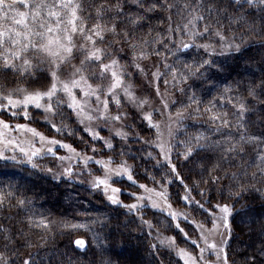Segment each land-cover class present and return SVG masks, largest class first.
Returning a JSON list of instances; mask_svg holds the SVG:
<instances>
[{
    "label": "snow or ice",
    "instance_id": "snow-or-ice-1",
    "mask_svg": "<svg viewBox=\"0 0 264 264\" xmlns=\"http://www.w3.org/2000/svg\"><path fill=\"white\" fill-rule=\"evenodd\" d=\"M250 39L264 49V0H0V161L127 210L155 232V264H264V240L234 246L238 218L261 234L264 218L249 223L233 203L264 202V74L214 79L219 58L243 56ZM5 208L29 230L98 238L99 218L57 225L12 182L0 185ZM27 235L0 225V264H37ZM89 243L69 237L77 250Z\"/></svg>",
    "mask_w": 264,
    "mask_h": 264
},
{
    "label": "trees",
    "instance_id": "trees-1",
    "mask_svg": "<svg viewBox=\"0 0 264 264\" xmlns=\"http://www.w3.org/2000/svg\"><path fill=\"white\" fill-rule=\"evenodd\" d=\"M239 30L245 31L246 29ZM219 60L223 64V71L215 73L214 79L221 87L225 82L231 83L237 79H243L247 83L256 78L259 82V78L264 74V49L259 44L252 43L251 39L244 46L243 56L237 55L236 58L227 60L220 57ZM209 88L210 85H204V89ZM35 115L36 124L34 126L45 130L44 121L39 113L36 112ZM104 134L107 135V133ZM138 147V144L134 145L133 150ZM13 154L11 151L8 152V155ZM15 154L17 160H20L19 154ZM8 182L20 187L21 192L33 199V209L43 213L50 220H55L57 225L62 219L72 223L84 222L93 218L100 220V223L92 225L98 237L93 240L91 232L85 233L82 230L69 233L68 230L56 226H53L52 231L47 234L36 229L29 230L23 223H20L24 221L25 214L17 215L18 209L13 208L9 211L5 208L0 211V225L14 232L19 228H24L28 234L27 238L34 245L28 251L35 255L37 264L41 262L42 264H100L101 260L107 259H110L113 264H155L148 248L149 243H155V232L150 236L142 233L138 227V219L134 223L131 222V214H127V210L108 204L101 194L87 190L86 185L75 181L68 183L54 181L44 173L32 170L29 165L9 162L7 166H4V162L0 161V185ZM177 190L173 188V191ZM233 203L236 210H240L242 205H245L249 211L256 214L257 221L264 218V202L258 194H245L244 200L240 203ZM6 217L12 218L6 219ZM148 218H151V212ZM125 224L128 226L125 227ZM237 225L234 246L247 252H251L253 247H259L261 240H264V234L255 230L249 231L247 227L239 223V218ZM161 231L165 236L171 235L165 227H161ZM70 236L73 240L82 237L89 241L88 249L77 250L75 245L69 244ZM15 238L16 240L22 239L18 233ZM4 243L6 241L0 239V251H6L3 247ZM8 254L10 255V252ZM171 259L175 261L177 258L172 257Z\"/></svg>",
    "mask_w": 264,
    "mask_h": 264
},
{
    "label": "rangeland",
    "instance_id": "rangeland-1",
    "mask_svg": "<svg viewBox=\"0 0 264 264\" xmlns=\"http://www.w3.org/2000/svg\"><path fill=\"white\" fill-rule=\"evenodd\" d=\"M20 139H25V137H24V136H21ZM249 216H250L251 219L256 220V219H255L256 214H255L253 211H249ZM251 219H250V220H251ZM250 220H249V221H250ZM254 229H255L256 232H259V226H258V225H257V226L255 225V226H254ZM170 234L172 235V232H170ZM173 234H174V233H173ZM182 246H183V245H182Z\"/></svg>",
    "mask_w": 264,
    "mask_h": 264
}]
</instances>
